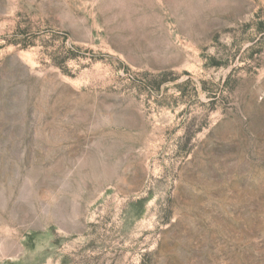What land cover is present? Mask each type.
<instances>
[{
    "label": "rangeland",
    "instance_id": "374dc122",
    "mask_svg": "<svg viewBox=\"0 0 264 264\" xmlns=\"http://www.w3.org/2000/svg\"><path fill=\"white\" fill-rule=\"evenodd\" d=\"M0 264H264V0H0Z\"/></svg>",
    "mask_w": 264,
    "mask_h": 264
}]
</instances>
